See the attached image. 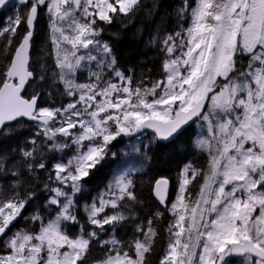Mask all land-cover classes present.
Instances as JSON below:
<instances>
[{
  "label": "rangeland",
  "instance_id": "374dc122",
  "mask_svg": "<svg viewBox=\"0 0 264 264\" xmlns=\"http://www.w3.org/2000/svg\"><path fill=\"white\" fill-rule=\"evenodd\" d=\"M65 1L51 0L46 10L54 15ZM136 2L83 0L85 13L89 11L86 19L93 15L90 9L94 8L97 20L105 19L115 4L126 12ZM72 14L66 11L60 18L66 20ZM190 21L180 48L174 42L169 44L174 57L165 65V80L155 87L159 91L132 92L127 87L129 79L115 69V61L102 51L99 76L87 86L79 79L91 77L77 74L78 57L65 54L63 48L54 51L55 68L61 70L58 77L71 91L68 100L72 104L66 110L70 112L66 122L61 118L63 127L58 124L53 128L39 127H47L45 136L49 141L59 134L69 137L75 152L59 157L50 169L53 175L47 182L46 204L56 211L55 217L34 236L3 233L0 244L6 253L0 256L1 264H77L88 242L66 234L62 226L76 223L73 200L88 171L109 153L105 146L110 139L118 134L127 137L145 119L168 121L174 112L192 107L205 90L219 86L222 88L210 97L206 115L196 124L197 146L209 147V136L215 138L214 174L210 185L205 184L204 194L189 211L181 201L176 203L179 207L169 204L174 215L172 245L161 264H186L187 259L188 264H264L246 256L236 262L229 247L231 243L248 239L264 251V73L252 72L253 88L247 83L241 88L223 84L233 72L236 54H250L257 59L256 53L264 47V0H196ZM151 97L156 99L150 100ZM37 115L56 118L55 112L48 110H39ZM212 119L218 123L224 120L217 135L209 124ZM201 123L207 126V136L200 133ZM143 142L142 136H134L120 150L124 157L121 164L126 170L119 172L109 192L88 208L92 227L118 217L113 210L129 191V175L146 168L148 160L135 156ZM110 154L114 157L116 152ZM181 175L183 181L185 174ZM255 176L262 186L260 191L256 188L258 182L251 180ZM109 209L111 215L106 216ZM17 213L19 206L0 208V230ZM90 234L93 236V231ZM137 245V255L141 257L143 244ZM230 260L235 261L227 263ZM95 264H135V260L121 256Z\"/></svg>",
  "mask_w": 264,
  "mask_h": 264
},
{
  "label": "trees",
  "instance_id": "16d2710c",
  "mask_svg": "<svg viewBox=\"0 0 264 264\" xmlns=\"http://www.w3.org/2000/svg\"><path fill=\"white\" fill-rule=\"evenodd\" d=\"M195 1L137 0L126 12H122L115 4L114 10L105 19H98L99 42L109 45L115 60V69L129 79L132 92L151 89L159 91L155 87H160L165 80V65L174 57L170 53L169 44L174 42L180 48L181 43L185 42ZM50 3L51 0H15L0 13V88L5 82L13 53L27 33L28 11L35 6L38 14L29 64L33 79L25 88L23 97L28 100L38 97V111L55 112L56 118H52V124L47 126L53 128L56 124L62 125L61 118L66 122L65 117L70 114L66 110L72 104L68 100L71 91L64 87L66 82L58 77L57 72L61 70L55 68L57 60L46 45L48 33L44 28L43 17L45 14L52 29L49 30L55 37L59 36L57 27L74 26L75 21L86 20V13L89 11L86 10L85 13L83 0L78 8L66 0L53 15L51 10H46ZM66 11L73 14L62 20L60 15ZM90 11L96 10L91 8ZM41 45L47 50L34 54V50ZM256 55L257 59L250 54H236L233 72L223 84H233L241 88L247 83L253 88L256 71L261 70L264 73V47ZM36 66L38 71L41 70L39 73L35 70ZM221 88L219 86L217 89ZM155 99L156 97L150 98ZM209 101L204 115L208 111ZM209 124L217 135L218 126L224 124V120L220 119L218 123L212 119ZM203 125L205 123L199 125L200 133L207 136V126ZM47 127L40 128L38 124L21 120L0 131V208L8 205L19 206L20 211L18 216L13 215L6 220V223L11 222L6 233L9 231L17 233V236H21L19 233L34 236L55 217L56 211L46 204L47 182L53 175L50 169L59 157L74 153L75 145L63 134L49 141L45 136ZM198 134L196 127H190L165 144L157 143L153 136L145 134L144 142L135 152V156H143L148 160L146 168L143 172L129 175V191L118 200L113 210L118 217L100 227H92L88 221V208L95 200L106 195L115 182V176L126 170L121 164L124 157L120 153L124 146H105L109 153L88 171L73 200L76 223L62 226L66 234L81 237L88 242L77 264H95L121 256L135 260V264H161L172 245L174 215L169 207L162 208L154 200L153 186L157 180L167 179L171 183L168 202L176 204L181 201L188 211L193 208V204L204 194L205 184L210 185L215 167V138L209 136V147H199L196 145ZM111 151L116 152L114 157L110 154ZM182 173L185 174L183 181L180 180ZM251 180L258 182L256 176ZM256 188L261 190L259 182ZM176 206L179 207L178 204ZM188 211L185 213L190 216ZM111 212V209L107 210L106 216L111 215ZM139 242L143 244L141 257L137 255ZM4 250L0 244V256L6 253ZM188 263L187 259L186 264Z\"/></svg>",
  "mask_w": 264,
  "mask_h": 264
},
{
  "label": "water",
  "instance_id": "95a60500",
  "mask_svg": "<svg viewBox=\"0 0 264 264\" xmlns=\"http://www.w3.org/2000/svg\"><path fill=\"white\" fill-rule=\"evenodd\" d=\"M15 0H0V13L14 3ZM76 8L82 0H72ZM37 7L29 9L26 27L27 33L15 49L10 65L6 72L5 82L0 88V131L18 121H25L30 124L47 126L52 123L49 116H38V97L26 99L23 97L25 88L32 81L33 75L29 70L31 41L33 38L34 25L37 19ZM167 67L165 68V71ZM214 89L205 90L204 94L195 104L187 110H178L173 118L168 121L145 119L135 126L127 137L151 135L157 143L165 144L177 138L181 132L197 122L204 114L210 96ZM171 191V183L167 179H159L154 183L152 195L154 200L164 207L168 203ZM11 222L5 223L0 230V236L10 227ZM233 259L250 257L253 260L264 261V251L255 246L251 240L244 239L241 242L230 244Z\"/></svg>",
  "mask_w": 264,
  "mask_h": 264
},
{
  "label": "flooded vegetation",
  "instance_id": "af4514ba",
  "mask_svg": "<svg viewBox=\"0 0 264 264\" xmlns=\"http://www.w3.org/2000/svg\"><path fill=\"white\" fill-rule=\"evenodd\" d=\"M45 16L46 15H44V17H43V21H44V28H45L46 32L48 33V35H47L48 39L46 41V45L48 47V50L52 54V53H54V51L56 52L59 49L63 48L65 54L76 55L78 57V60H79V65H78V68L76 70L77 74H80L82 77H88V76L91 77L90 79L89 78H84V79L81 78V79H79V81L81 83H83L85 81L87 83V86H90V84L94 80L95 76L96 75L99 76V73L101 71L99 53L102 51L107 55V58L109 60H111V59L114 60V57H113V54H112V51H111L109 45L104 43V42L102 44H100V42H99V28H98L99 22L97 20L96 15H94V12H93V15L90 16L91 18L88 17L86 20L75 21L76 24L74 22V26H71V27H64V25L57 27V28H59V30H58L59 36H55V37L53 36L52 31L50 32V30H49V28L51 29V27H50V24H49V22ZM46 50L41 45L39 48H36L34 50V54H36V53L41 54L42 52H44ZM35 70L38 73L41 71V70L38 71L36 69V67H35ZM96 83L98 84V81H96ZM127 87L131 90L130 81H129V84L127 85ZM214 93H216L215 89H214ZM174 113H173V115H174ZM173 115H172V118H173ZM171 119H169V120H171ZM200 119L198 121H200ZM198 121L193 123L192 125H190L187 128L196 127V124L198 123ZM182 132H181V134H182ZM144 135H141V136L143 137ZM132 137H134V136H132ZM132 137L128 138V137H124L123 134H118L112 140L110 139V143L108 145L113 144L115 146H117V145L118 146H121V145L125 146L127 144L128 140L131 141ZM137 137H139V136H137ZM120 150H123V149H120ZM169 204L170 203L168 202L162 208H167L169 206ZM16 216H18V214ZM15 237H17V233L15 234ZM13 242H15V241L13 240ZM238 260H240V259H238ZM238 260H236V262ZM233 261H235V260H233ZM233 261L230 260V261H227V263L228 262L232 263Z\"/></svg>",
  "mask_w": 264,
  "mask_h": 264
}]
</instances>
